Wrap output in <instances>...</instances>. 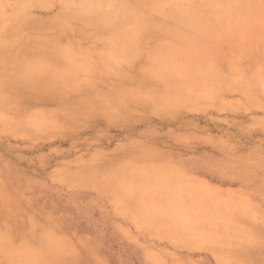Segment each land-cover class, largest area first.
<instances>
[{"label": "rangeland", "instance_id": "obj_1", "mask_svg": "<svg viewBox=\"0 0 264 264\" xmlns=\"http://www.w3.org/2000/svg\"><path fill=\"white\" fill-rule=\"evenodd\" d=\"M166 1L0 0V264H264V0Z\"/></svg>", "mask_w": 264, "mask_h": 264}, {"label": "bare ground", "instance_id": "obj_2", "mask_svg": "<svg viewBox=\"0 0 264 264\" xmlns=\"http://www.w3.org/2000/svg\"><path fill=\"white\" fill-rule=\"evenodd\" d=\"M175 2H176V1H174V0H171V1H168V2L166 1L167 4H170V3H171V4H172V3L175 4ZM263 18H264V17H263ZM261 77H262V76H261ZM20 258H21V257H20ZM38 259H39V257H38Z\"/></svg>", "mask_w": 264, "mask_h": 264}]
</instances>
